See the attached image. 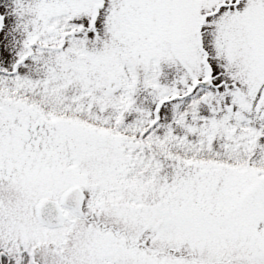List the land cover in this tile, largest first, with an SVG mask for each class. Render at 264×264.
<instances>
[{"label":"snow or ice","instance_id":"obj_1","mask_svg":"<svg viewBox=\"0 0 264 264\" xmlns=\"http://www.w3.org/2000/svg\"><path fill=\"white\" fill-rule=\"evenodd\" d=\"M0 264H264V0H0Z\"/></svg>","mask_w":264,"mask_h":264}]
</instances>
